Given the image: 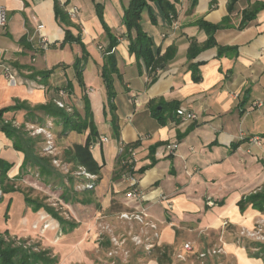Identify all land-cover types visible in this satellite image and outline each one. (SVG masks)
Instances as JSON below:
<instances>
[{
    "label": "crops",
    "instance_id": "crops-1",
    "mask_svg": "<svg viewBox=\"0 0 264 264\" xmlns=\"http://www.w3.org/2000/svg\"><path fill=\"white\" fill-rule=\"evenodd\" d=\"M168 1L175 8L171 20L153 2L156 23L148 11L142 14L143 30L152 38L154 52L164 54L175 48L173 58L151 83L144 61L130 51L124 12L131 0H0L9 17L8 25L0 27V112L7 110L0 117V157L14 164L8 176L16 169L19 173L25 154L16 150L4 123L24 126L31 112L37 116L36 124H45L46 118L54 121L35 110L56 99L70 103L68 97L73 95L78 98L79 111H84L74 67L81 59L84 88L90 91L88 99L99 132L92 150L97 161L105 162L102 184H110L122 149L129 146L136 162L132 178L166 249L175 245L177 233L191 222L201 220L212 229H220L227 220L251 226L264 214L252 204L245 211L240 207L243 199L264 190V0ZM56 5L67 15L77 7L79 14L62 18L56 14ZM204 24L220 26L207 48L211 34ZM68 35L71 41H66ZM40 36L48 39L47 49ZM193 42L202 49L189 59ZM109 56L117 61L111 100L102 77ZM92 63L99 79L95 83L86 79ZM7 67L15 82L6 76ZM196 76L201 79L195 81ZM64 89L69 94L59 96ZM179 108L196 113L197 120H182L176 114ZM155 110L161 121L154 116ZM67 134L71 137L72 132ZM79 135L70 147L85 143L89 131ZM254 136L262 139L261 146H250L249 138ZM102 137L109 141L102 143ZM175 143L179 147L171 154L167 146ZM142 168L143 174L138 172ZM127 182L118 179L113 183L115 192L131 185V179ZM5 196L0 215L16 224L7 229L0 224L1 232L34 234L31 224L38 221L41 210L35 212L15 193ZM123 203L129 209L143 206L128 198ZM226 249L237 264H264V259L252 257L247 249L234 245ZM76 259L73 252L63 261Z\"/></svg>",
    "mask_w": 264,
    "mask_h": 264
},
{
    "label": "rangeland",
    "instance_id": "rangeland-1",
    "mask_svg": "<svg viewBox=\"0 0 264 264\" xmlns=\"http://www.w3.org/2000/svg\"><path fill=\"white\" fill-rule=\"evenodd\" d=\"M90 68L92 71L88 73L86 79L91 83L98 82V75L94 71L95 65L90 64L89 70ZM77 84L80 90L79 96L85 109V98H88L90 91L83 88L79 80ZM92 87L100 95L97 84H93ZM64 91L68 93L67 89ZM73 96L68 97L71 101L66 103L67 108L63 110L73 116L77 113L84 117L85 110L79 111L78 98L76 95ZM12 124L14 127L22 129L27 137L36 141L35 147L38 155L50 158L53 169L57 171L56 177H49L50 182L45 183L40 178L38 167L29 164L23 169V163L19 173H17V169L10 173L8 184L18 190L13 194L18 195L21 202L26 203L28 199L44 202L65 221L62 223L51 212L41 210L38 221L31 224L34 234L17 236L10 233L9 229L2 232V236L8 242L13 243L15 247L31 249L32 252L37 253L50 250L51 255L59 259L58 264H65L63 260L73 252L78 256V259L66 264H237L236 258L227 253V245L246 249L245 246L249 244H264L263 214L258 216L251 226L232 224L227 220L220 229H212L211 226H203L201 220L191 222L186 230L182 228L177 233L174 247L169 246L166 249L164 245L160 244L161 238L157 224L148 219V212L143 204L142 196L138 199V202L143 204L142 208L139 210L129 209L123 202L124 198H128L132 187L126 185L118 193L115 192L113 183L118 179L127 182V179L134 173L131 163L123 164L131 157V154H123L124 150L122 149L119 162L111 174L112 180L109 185L104 186L102 178L97 176L94 188L86 189L90 179L84 174H80L79 169H75L73 164L65 160V152L68 149L66 147H70L74 142V136H80L79 133L72 132L71 137H67L69 134L64 133L63 125L58 124L55 120L48 121V118H46L45 124L30 122L24 126ZM71 179H73V183H70ZM63 183L71 197L69 202L63 197ZM103 188L108 193L106 199L102 195ZM88 190L93 192L91 196L85 193ZM110 194L112 196H109ZM2 195L4 194L0 189V196ZM72 198L90 199L91 203L73 202ZM26 205L28 204L26 203ZM28 206L32 208L31 204ZM6 209L7 207L4 212L7 211ZM125 213L139 214L142 221L124 219ZM42 215H46V219L54 224L43 232L40 228H34L35 225L40 226L39 224L42 223ZM7 220L5 221L4 215H0V224L3 229H7L6 226L9 228L15 226V221L9 223ZM187 244L191 245V251L186 250ZM209 251L211 252L209 256L201 257L202 253ZM214 251L217 253L214 254ZM180 254L183 255V259L179 258Z\"/></svg>",
    "mask_w": 264,
    "mask_h": 264
},
{
    "label": "trees",
    "instance_id": "trees-1",
    "mask_svg": "<svg viewBox=\"0 0 264 264\" xmlns=\"http://www.w3.org/2000/svg\"><path fill=\"white\" fill-rule=\"evenodd\" d=\"M155 3L164 13V15L171 20V15L175 13V8L173 4H171L168 0H131L129 7L125 10L124 21L128 28L129 38L131 41L130 51L132 54L134 53L138 59H142L144 61L145 68L148 71L149 76L151 77V83L155 82L157 79L158 71L165 68V66L169 63V61L175 55V48L170 47L164 54H161V50L154 52L153 49V40L152 38L143 30L142 26V14L145 11H148L151 15V19L154 23H156V18L152 12V7L150 3ZM56 14L62 18L67 17V13L59 8L56 5ZM101 7L98 6V15L102 17ZM206 28H208V32L211 34L205 48L211 46L213 44V33L220 28L219 25H211L204 24ZM133 33L135 35L133 36ZM73 37L70 35L67 36L66 41H71ZM115 44L110 46L108 54L114 50ZM201 47H198L194 42L191 44L188 58L194 59L198 53L201 51ZM107 62L111 63L110 66L107 65ZM103 67L102 77L104 78L110 100L115 97V89H114V79L113 75L117 71V61L114 56H109L108 61ZM193 65V64H192ZM75 69L77 70V77L80 82V85L84 88V81L82 76L83 64L81 59H77L74 64ZM195 81H198L199 77L193 78ZM110 105L114 108L113 104L110 102ZM21 107L17 106L16 109H20ZM85 116L68 114L65 110L60 109L56 106L55 102H51L47 105L38 107L35 111H41L48 117H52L58 124H62L64 128V133L68 132H77L79 134H84L89 131V135L85 143L83 144H74L71 148L67 149L65 152V160L70 164H73L75 169L84 168L88 173H91L96 176H100L102 173V169L105 166L104 163H100L95 158L92 147L99 139V132L97 126L94 122V115L92 112L91 104L89 99L85 98ZM7 110L0 112V117ZM154 116L157 117L160 121L159 112L155 110ZM36 115L33 112L30 113L28 117V122L35 123ZM41 123V122H40ZM4 130L14 140V147L16 150L22 151L25 154V161L23 164V169L27 167V165L31 164L33 167L39 168L40 178L43 179L45 183H49V177L55 176L57 171H55L51 164L50 158H44L38 155L35 147L36 141L32 138L26 136L25 132L22 129H18L13 126L12 123L5 122ZM129 146H125L123 154H129ZM14 167V164L9 163L8 161L2 159L0 157V189L3 194L0 196V204L4 201L5 194L13 193L16 190L13 186L8 184L9 176L8 173ZM143 174L145 172V168H142L138 171ZM56 177V176H55ZM54 177V178H55ZM73 183V179L71 182ZM64 184V183H63ZM85 193L91 196L93 194L92 191L88 190ZM63 197L67 202L70 200V196L68 194V189L64 184V192ZM74 199V198H72ZM73 202H79L82 204H90L91 200H79L78 198L74 199ZM26 203L32 205V208L35 212L40 210L51 212L52 215L62 223H65L63 218L58 216V214L51 208L49 205L44 202L28 199ZM252 204L255 210L264 213V190L257 191L252 193L251 195L246 197L240 202V207L242 211L246 210V205ZM5 217H8V213L10 210V204L7 206ZM75 228V225H74ZM8 233V232H7ZM245 248L249 251L250 255L255 258L264 259V244L262 243H253L246 245ZM59 259L55 256L51 255V251L44 250L39 253L32 252L31 249H25L23 247H15L13 243L8 242L4 236H2V232L0 230V264H58Z\"/></svg>",
    "mask_w": 264,
    "mask_h": 264
},
{
    "label": "built area",
    "instance_id": "built-area-1",
    "mask_svg": "<svg viewBox=\"0 0 264 264\" xmlns=\"http://www.w3.org/2000/svg\"><path fill=\"white\" fill-rule=\"evenodd\" d=\"M78 14H79V9L77 7H74V8H71L70 10H68V15L71 18H76ZM8 22H9L8 11H7L6 7H4L3 5L0 4V27H6L8 25ZM39 28H41V27H39ZM40 40H41L42 47L44 49H47L50 46L48 39L45 38L44 36H40ZM1 57H2V52L0 50V63H1ZM5 74L11 82H15V77L8 67L5 68ZM66 95L67 94L64 90L59 91V96L64 97ZM54 102L56 103V105L60 109H66L67 108L66 102L63 101V99L62 100L56 99ZM176 114L178 117H180L184 121H194V120H197V118H198L196 113L189 111V110H186V109H183V108L177 109ZM100 141L102 143H105L106 141H108V138L102 137V138H100ZM249 144H250V146H259L260 144H262V139L258 136L251 137V138H249ZM178 147H179V144H176V143L170 144L167 146V150L171 154H173L174 152L177 151ZM129 163L132 164V170H133L132 172H134L135 163H136L135 162V154H131V157L128 160H126V162H124L123 164H129ZM79 170H80V174H84L88 179H90L89 183H87V185H86V189L94 188V186H95L94 181L97 179V176L93 175L91 173H88L84 168L80 167ZM132 175L129 178V179H131V185L130 186L132 187V189L128 193V199L138 200L141 197V194H140V191H138L137 183H136V181L133 180ZM209 205L212 206V203L209 202ZM142 215H144V214L142 213ZM46 218H47L46 215H42L41 216L42 223L39 224L40 226L35 225L34 228L35 229L40 228L41 231L43 232L47 229H50L52 226H54V224H52V222H50L49 219H46ZM123 218L124 219H130V220L136 219V220L142 221L141 215H139V214L136 215V214H131V213H125V215H123ZM186 250L187 251L192 250V247L190 244L186 245ZM213 253L215 254L217 252L214 251ZM209 254H211L210 251L208 253H202L201 257L205 258L206 256H209ZM179 258L183 259V255L180 254Z\"/></svg>",
    "mask_w": 264,
    "mask_h": 264
}]
</instances>
